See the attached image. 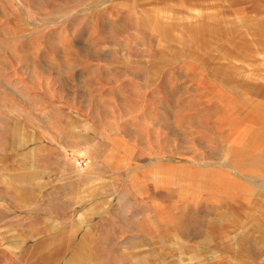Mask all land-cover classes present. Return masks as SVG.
<instances>
[{"label":"rangeland","instance_id":"1","mask_svg":"<svg viewBox=\"0 0 264 264\" xmlns=\"http://www.w3.org/2000/svg\"><path fill=\"white\" fill-rule=\"evenodd\" d=\"M0 264H264V0H0Z\"/></svg>","mask_w":264,"mask_h":264},{"label":"built area","instance_id":"2","mask_svg":"<svg viewBox=\"0 0 264 264\" xmlns=\"http://www.w3.org/2000/svg\"><path fill=\"white\" fill-rule=\"evenodd\" d=\"M77 163H78L79 166H81L83 164V160L82 159H78Z\"/></svg>","mask_w":264,"mask_h":264}]
</instances>
